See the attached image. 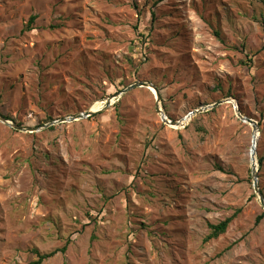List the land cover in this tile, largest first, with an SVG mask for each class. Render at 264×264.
Instances as JSON below:
<instances>
[{"label":"rangeland","instance_id":"374dc122","mask_svg":"<svg viewBox=\"0 0 264 264\" xmlns=\"http://www.w3.org/2000/svg\"><path fill=\"white\" fill-rule=\"evenodd\" d=\"M136 2L0 0V115L33 129L0 122V264H29L68 240L44 264H264L253 129L233 105L173 128L147 88L115 98L121 81L151 83L181 122L233 99L259 124V164L264 0ZM153 13L145 48L135 28L146 33ZM90 110L101 112L45 127ZM258 179L264 195V165Z\"/></svg>","mask_w":264,"mask_h":264},{"label":"water","instance_id":"95a60500","mask_svg":"<svg viewBox=\"0 0 264 264\" xmlns=\"http://www.w3.org/2000/svg\"><path fill=\"white\" fill-rule=\"evenodd\" d=\"M137 88H147L148 90H150L153 94H155L156 96V100H157V106H156V110L157 113L159 114V116L161 117L162 121L164 124L173 127V128H180L183 127V122H188L191 121V119L197 115H200L202 113H206L209 112L213 109H215L216 107L224 104V103H230L233 105L236 116L245 124H248L252 127L253 129V133H259L260 134V127L259 124L257 122H255L252 119H249L245 116H243V114L240 111V108L238 106V104L235 102V100L233 99H228L225 101H221L216 103L215 105L211 106V107H204V108H200L197 109L193 112H191L182 122L181 121H172L170 120L167 115L165 114L163 108L161 107V95L160 92L158 91V89L152 85L151 83H136L130 87H128L127 89H125L124 91H122L120 94H118L117 96H115V98L120 97L128 92H130L131 90L137 89ZM106 107H110L113 103H112V99L107 100L106 102ZM101 111H95V110H90L87 111L84 114H80L78 116L72 117V118H68V119H63L60 120L56 123L50 124L48 126L45 127H49L52 126L54 124H64V123H73V122H77L83 119H88L98 113H100ZM0 122H2L5 125H8L10 127H12L13 129H15L16 131H20V132H32L33 129H24L21 126L15 125L12 121L7 120L5 117H3L2 115H0ZM253 149L256 147V144L254 143L253 145ZM251 170H252V180H253V188L255 190V194L258 196L260 203L262 205V207H264V195L262 194L260 188H259V183H258V176H259V164L257 162V159L255 157V155L253 154L252 150H251Z\"/></svg>","mask_w":264,"mask_h":264},{"label":"trees","instance_id":"16d2710c","mask_svg":"<svg viewBox=\"0 0 264 264\" xmlns=\"http://www.w3.org/2000/svg\"><path fill=\"white\" fill-rule=\"evenodd\" d=\"M134 5H135V7H138V3L136 2V0H134ZM152 17H153V20L151 21V27H150L149 30L146 28L148 30L146 33H143L140 30V26L139 25L135 28L138 36L142 37L144 39V47L145 48H148V46L150 44L149 38H150V35H151V31L154 28V13L152 14ZM35 21H36V17L32 16L31 19H30V22H29V26H28L29 29H32V26H33ZM216 35L219 36V33L216 32ZM245 53H246V51H245ZM248 62H249V64H247L246 61H243V64L246 63L248 65V68L250 70H252L253 69V59H249ZM118 89H119V93L126 89V85H125L124 81L120 82V86L118 87ZM229 95H230V93L227 94V97H229ZM5 118L7 120H10L8 117H5ZM199 130L202 131L203 129L199 128ZM259 165H260V170L259 171H262V167L264 165V157L259 158ZM219 170L221 171L222 169L219 168ZM235 218H236V215L233 216V217H230L228 219H225L223 222H221V223H219L217 225H212L210 227L211 228V233L205 239V243H208V242H210L212 240H217L218 238H220L221 236L226 234L228 228L230 227L231 223L234 221ZM261 220H262V217L261 216L258 217L257 221H256L257 224H259L261 222ZM70 244H71L70 240H68V242L65 244V246L63 248L55 250V251H53L51 253H48V254H41L38 250H34L33 254L36 256V260L31 261L29 264H44L46 261L56 257L58 254H65L67 252L68 247L70 246Z\"/></svg>","mask_w":264,"mask_h":264},{"label":"bare ground","instance_id":"6f19581e","mask_svg":"<svg viewBox=\"0 0 264 264\" xmlns=\"http://www.w3.org/2000/svg\"><path fill=\"white\" fill-rule=\"evenodd\" d=\"M259 139H260V134L259 133H253L252 145L255 143L256 147L253 149V146H252L251 150H252L253 154L255 155L256 159H257V151H258Z\"/></svg>","mask_w":264,"mask_h":264}]
</instances>
